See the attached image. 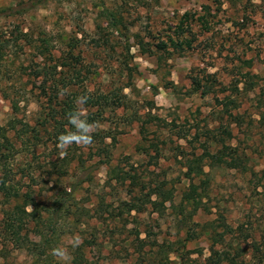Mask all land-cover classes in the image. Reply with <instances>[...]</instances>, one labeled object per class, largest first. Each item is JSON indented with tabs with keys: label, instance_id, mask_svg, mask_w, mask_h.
Segmentation results:
<instances>
[{
	"label": "rangeland",
	"instance_id": "1",
	"mask_svg": "<svg viewBox=\"0 0 264 264\" xmlns=\"http://www.w3.org/2000/svg\"><path fill=\"white\" fill-rule=\"evenodd\" d=\"M17 1L0 0V7ZM0 26L6 32L20 26L38 44L46 38L51 50L44 55L25 48L6 56L0 125L12 114L3 93L23 91L26 84L24 112L35 123L44 112L51 72L75 77L68 67L55 71L52 66L60 65L72 47L81 56V74L64 91L77 98L124 96L125 105L103 113L99 106L83 105L85 115L94 113L98 120L92 123V143L75 148L76 159L88 168L79 173L91 179L77 192L72 218L80 225L60 243L71 264L77 262L75 248L83 249L84 263L155 264L160 246L172 264H210L213 249L220 258L236 256L240 264H264V0H49L24 14L2 17ZM16 66L22 68L20 81L13 78ZM248 75L256 76L253 82ZM195 79L212 85L210 92L196 89ZM225 144L237 147L248 170L206 166L213 173L210 214L190 216L189 208L185 217L171 204L162 213L150 206L141 213L129 211L130 180L113 179L117 173L143 172L167 181L179 205L190 185L188 159ZM52 152L51 147L43 158H56ZM73 179H64L63 185ZM53 187V182L44 186V198ZM119 214L123 217H114ZM103 218L111 227L117 219L115 239ZM209 222L214 227L206 229ZM136 232L140 242L146 241L141 254L132 244L139 242ZM75 237L82 241L76 247ZM156 242L159 246L153 247ZM14 255L20 263L32 261L26 253Z\"/></svg>",
	"mask_w": 264,
	"mask_h": 264
},
{
	"label": "trees",
	"instance_id": "2",
	"mask_svg": "<svg viewBox=\"0 0 264 264\" xmlns=\"http://www.w3.org/2000/svg\"><path fill=\"white\" fill-rule=\"evenodd\" d=\"M47 1L49 0H18L15 5L0 7V19L24 14ZM49 44L50 41L46 38L38 44L33 35L23 31L20 26L10 32L4 31L0 26V74L6 56L16 55L20 51H24L25 48L38 50L44 55L47 52L51 54ZM74 48L72 47L63 57L64 61L60 65L57 62L52 66L55 71L59 66L68 67L70 73H76L75 77L68 75L63 78L51 72V75L46 79L50 82L49 90L44 95L45 99L41 105L44 112L38 114L35 123L30 122L24 112L29 104L27 84L24 85L23 91L15 90L2 95L5 100H8L12 114L6 124L0 125V211L2 214L0 219V264H63V262L56 261L55 256L52 255V249L60 247L61 239L68 234H74L80 225L79 221L76 223L72 217L76 215L73 210L77 205V192L90 178L89 174L84 177L79 171L83 173L88 168L84 162L81 163L82 160L76 159V144L71 145L65 155H61L57 148V138L61 134L75 131L69 123L68 117L78 109L77 97L74 93L64 91L71 85L68 82L74 80L73 78H78L81 74V56L74 53ZM21 69L15 67L14 80L20 81L23 74ZM248 77L253 82L256 76L248 75ZM193 83L196 89L203 88L204 94L211 90L212 85H202L198 79H195ZM60 85H63L62 89ZM154 88L157 90V87ZM37 97L41 98L42 96L40 94ZM23 102L24 105H22ZM87 102L90 106H99V113H103L106 108L112 105L116 107L125 105L124 96L119 95L118 92L108 95H89ZM95 116L96 114L90 112L84 118L89 124H92L98 120V117L95 118ZM142 132L144 133V128ZM51 147L53 152L50 153V156L55 155L56 158L45 159L47 157L46 150ZM41 148H44V152L39 154ZM75 160L80 162L81 167L74 165ZM207 165L211 170L217 166L248 170L245 157L238 152L237 147L226 144L217 152L207 150L203 156L188 159L186 177L190 180V185L184 191L179 205H175L174 189L169 187L167 181L152 179L149 174L143 172H127L126 175L117 173L113 179L121 182L130 180L127 185L130 195L129 211L136 210L141 213L148 209L147 206H150L152 210L162 213L172 206L175 209H180L179 212L183 215L189 208L190 216L199 213L210 214L212 208L208 202L212 198L213 173L206 170ZM73 170L76 172L71 174ZM68 177L74 178L73 181H70L68 185H63L64 179L66 180ZM52 182L55 184V187L51 189L53 193L46 199L43 197L44 186H49ZM167 204H171V206L168 207ZM115 216L119 218L123 217V214ZM115 220L117 219H114V223H112L114 226L111 227V224L106 223V219L103 218V223L110 231L112 240L116 238L115 228L118 227ZM120 221L122 220L120 219ZM123 225L127 227L126 222ZM209 226L210 228L214 227V223L209 222L204 225L206 229ZM227 226V232H233L232 227ZM35 233L40 237L35 239L33 235ZM135 234L136 240H138L140 232ZM215 234L220 238L223 237L219 233ZM144 242L146 241L142 239L141 242L132 241L134 246L140 248V254L144 249ZM151 245L159 246L157 242L151 243ZM160 247H162L160 256L155 264H172L169 258H164L161 254L163 246ZM75 249L74 255L77 260L75 264H89V261L84 263L83 249ZM16 251L26 253L32 259L31 263H20L14 255ZM218 254V250L213 249V255L216 257L213 255L210 257V264H226L225 262L240 264L236 256L220 258L217 256ZM140 258L145 257L140 255ZM263 260L264 258L261 261ZM69 264H71L70 261Z\"/></svg>",
	"mask_w": 264,
	"mask_h": 264
},
{
	"label": "clouds",
	"instance_id": "3",
	"mask_svg": "<svg viewBox=\"0 0 264 264\" xmlns=\"http://www.w3.org/2000/svg\"><path fill=\"white\" fill-rule=\"evenodd\" d=\"M86 102L87 97H78L76 101L78 109L71 113L68 117L69 123L74 127L75 131L61 134L57 138V148L60 150L61 155H65L67 149L73 144L85 147L92 143V133L94 131V126L89 124L86 118H84L85 113L83 111V105ZM81 242L82 241L79 239V237H75L73 246H79ZM52 255L62 261L63 264H69L70 256L67 249L60 247L54 248L52 249Z\"/></svg>",
	"mask_w": 264,
	"mask_h": 264
}]
</instances>
